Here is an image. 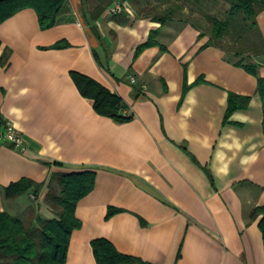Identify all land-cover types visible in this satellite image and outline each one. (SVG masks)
Here are the masks:
<instances>
[{"label":"crops","instance_id":"crops-1","mask_svg":"<svg viewBox=\"0 0 264 264\" xmlns=\"http://www.w3.org/2000/svg\"><path fill=\"white\" fill-rule=\"evenodd\" d=\"M258 22L264 36V12ZM153 30L160 45L137 54ZM197 37L189 24L161 25L132 10L93 21L82 0H68L47 29L32 8L0 23V118L26 143L25 151L0 144V212L37 205L51 217V173L92 170L65 264H97L95 238L142 261L132 264H264L258 220H249L264 205L257 77L217 47L200 49L206 38ZM256 63L264 80V58ZM73 71L119 95L132 118L97 114ZM229 93L249 102L225 122ZM22 178L45 183L38 199H4L2 188ZM109 207L121 211L106 218Z\"/></svg>","mask_w":264,"mask_h":264},{"label":"trees","instance_id":"trees-1","mask_svg":"<svg viewBox=\"0 0 264 264\" xmlns=\"http://www.w3.org/2000/svg\"><path fill=\"white\" fill-rule=\"evenodd\" d=\"M82 1L85 10H90L93 21L112 4L119 3L125 8L127 2L133 3L137 16L151 18L161 25L171 21L191 25L198 31V39L206 38L200 49L217 47L229 61L235 59L234 65L246 68L257 77V90L263 102L264 131V80L255 69L256 58H264V36L258 22V16L264 12V0H180L181 4L157 0L170 4L162 10L137 8L135 0ZM185 3L191 5L189 10H183ZM67 7L68 0H0V23L23 9L32 8L37 13L40 27L47 29L59 22ZM157 35L158 30H153L147 41L138 46L137 54L147 47L160 45ZM161 49L165 51L167 47L162 45ZM70 76L81 95L93 101L97 114L116 122H126L132 118L119 95L84 74L73 71ZM187 88L185 85V90ZM248 102L247 96L229 93L225 122L234 111ZM3 122L0 118V126ZM95 179L96 173L92 170L53 171L47 182L45 197L51 217H44L37 205L29 206L19 215L0 212V264H65L71 233L81 227L75 210L81 199L93 190ZM44 185V182L22 178L3 187L2 193L7 200L29 193L37 200ZM119 211L121 209L109 207L106 218ZM249 220H258L264 242V205L252 207ZM91 247L97 264L142 263L140 259L120 253L106 238L93 239Z\"/></svg>","mask_w":264,"mask_h":264},{"label":"built area","instance_id":"built-area-1","mask_svg":"<svg viewBox=\"0 0 264 264\" xmlns=\"http://www.w3.org/2000/svg\"><path fill=\"white\" fill-rule=\"evenodd\" d=\"M124 7L119 3H114L106 9L107 14H116L122 12ZM134 82V80H132ZM6 143L20 151L26 150V143L22 134L10 121H4L0 126V144Z\"/></svg>","mask_w":264,"mask_h":264},{"label":"rangeland","instance_id":"rangeland-1","mask_svg":"<svg viewBox=\"0 0 264 264\" xmlns=\"http://www.w3.org/2000/svg\"><path fill=\"white\" fill-rule=\"evenodd\" d=\"M135 2H136L135 3L136 7L143 9V10H162L170 4H174V3H180L181 4L182 3L180 0H170L169 1L170 4H168L167 2H163V3L161 2L160 3L157 0H135ZM125 5H126V7L123 10H132L134 12L133 3H127L126 2ZM184 5L185 6H184L183 10H189L191 5L189 3H185Z\"/></svg>","mask_w":264,"mask_h":264}]
</instances>
